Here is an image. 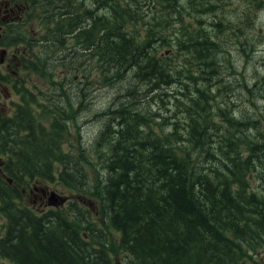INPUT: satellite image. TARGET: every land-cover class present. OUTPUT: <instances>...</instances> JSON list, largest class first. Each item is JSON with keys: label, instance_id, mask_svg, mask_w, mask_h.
<instances>
[{"label": "trees", "instance_id": "16d2710c", "mask_svg": "<svg viewBox=\"0 0 264 264\" xmlns=\"http://www.w3.org/2000/svg\"><path fill=\"white\" fill-rule=\"evenodd\" d=\"M28 1L26 39L16 46L27 47L24 69L39 72L50 89L42 103L16 87L23 104L15 115L0 110V215L10 219L0 263L109 264L104 240L99 256L85 255L80 239L91 230L118 234L114 257L120 248L136 264H263L264 74L247 80L233 70V82L222 78L218 57L228 54L210 28L221 31V24L208 15L225 0ZM247 5L239 25L253 29L250 17L264 2ZM66 69L80 70L90 93L128 74L138 83L124 95L116 91L114 103L96 114L112 119L90 148L78 113L93 97L84 86L76 100L59 79ZM236 87L250 111L232 99L241 96ZM38 184L62 185L94 200L97 210L74 219L19 211L23 194L15 185ZM84 215L86 222L77 219Z\"/></svg>", "mask_w": 264, "mask_h": 264}, {"label": "rangeland", "instance_id": "374dc122", "mask_svg": "<svg viewBox=\"0 0 264 264\" xmlns=\"http://www.w3.org/2000/svg\"><path fill=\"white\" fill-rule=\"evenodd\" d=\"M183 2L185 0H182ZM178 4L182 5L183 3ZM264 2V0H262ZM248 0H225V6L222 10L218 9L215 13H211L208 15V17L215 21L216 24H221V31L217 29L218 27L215 25L211 28V32H214L215 29V38L220 39V43L222 44L223 51H226L228 55L223 57V53L220 57H218V60L224 65L222 68L225 71L231 72V75L223 73V77L226 78V82H233L234 81V75L233 70L236 71V73L245 74L247 80H251L255 76H260V74H264V8L259 12V16L252 15L250 18L254 19V28H249L246 26V24L239 25L240 21H245L246 19H240L241 12L244 10H247V12L250 10L247 6ZM202 5V4H201ZM185 7V5L183 4ZM198 6V5H197ZM180 7V6H179ZM190 10V9H187ZM32 34L36 35L37 30L34 31ZM40 34V31H39ZM255 35V40H252V36ZM248 40L247 45L242 47L243 44ZM255 41V46L257 47L256 50H252L250 48L251 43ZM20 52L22 54H25L27 47L19 48ZM19 52V53H20ZM226 59L229 60L226 62ZM20 61V59H19ZM81 64V63H79ZM78 64V65H79ZM80 66V65H79ZM21 68V67H20ZM227 70V71H226ZM25 71V70H22ZM27 74L25 75L27 84L26 87L31 88L33 86V90H35V86L38 87V92H40V95L38 96L40 102H45L44 99H42V96L44 92L49 91V85L48 81H46L39 72H31L26 71ZM25 73V72H23ZM59 79L63 81L64 86H71L69 91L74 96H76V100L78 99V94L83 93L81 89L84 87L83 91H86V93H89V97H93L91 99V102L93 105L87 106V108L83 107L82 112H80L79 115V121H80V136L85 145L90 148L94 142V139L96 137V134L98 132V129L103 124L106 126L105 118L112 119L110 114H104L102 118H98L96 114L106 112L109 105H112L114 103V97L115 92L119 91L123 95L126 94V88H130V86H136L138 83L132 79V77L128 74L126 77L116 82L114 86L109 88H103L100 85H97L94 90L90 93V89L88 85L84 82V79L81 78L80 70H74V69H66L63 72L60 71ZM81 75V76H80ZM221 76V75H220ZM218 76V77H220ZM237 83L241 80V76H237ZM88 80V79H86ZM215 81H218L219 79L216 77L214 78ZM250 83V81H249ZM229 83H226L228 85ZM234 84V83H233ZM264 86V84H263ZM235 91H240L241 96L238 92L235 93L236 96H232V99L234 100L235 104L239 106L241 109H245L247 111H250L251 105L248 101L247 94L242 92L241 88L236 87ZM88 97V98H89ZM125 100V97H123V101ZM81 101V105L84 106L86 102L84 99L79 100ZM78 102V101H77ZM14 99L12 101H8V99L0 96V109L3 111L4 108L6 111L10 109V106L13 105ZM118 106V103H115L114 107ZM260 110L264 113V104L260 103ZM103 114V113H102ZM104 119V122L102 121ZM76 129V127L73 129V131ZM76 131V130H75ZM77 144V138L72 141ZM75 154H78L77 147H74L72 149ZM88 155H93L96 159V154L92 151H85ZM81 156V155H80ZM98 161V160H97ZM96 161V162H97ZM33 186V185H31ZM39 187H41V184H38ZM43 189L48 192H57L63 197H68L70 199H75V195H72V192L67 190L66 188H63L62 185L59 184H51L50 187H46ZM43 191V190H41ZM40 191V192H41ZM41 194V193H40ZM23 200V207L25 205L30 206V201L27 200L29 197H25ZM58 200V199H57ZM60 201V200H59ZM88 201H94L88 199ZM93 203V202H91ZM1 207V204H0ZM91 209L93 212L97 210V203L91 204ZM5 217H0V238L4 235L5 231ZM85 248V247H84ZM85 255L91 258H94L95 256H99L98 254H94L90 251V249L85 248L84 249ZM113 255V252H112ZM95 259V258H94ZM11 262V260H7L4 262ZM264 264V256L263 259L260 261ZM248 264H257L256 262H249Z\"/></svg>", "mask_w": 264, "mask_h": 264}, {"label": "flooded vegetation", "instance_id": "af4514ba", "mask_svg": "<svg viewBox=\"0 0 264 264\" xmlns=\"http://www.w3.org/2000/svg\"><path fill=\"white\" fill-rule=\"evenodd\" d=\"M31 5L32 4H30L28 0H0V96L8 99V101H12V99H14V103L10 106V109L8 111H6L5 108V111L0 109L5 115H15L17 112V107L23 104L21 101V99L23 98L21 95L19 96V94L16 92V87L19 90H23L24 87L25 89L30 90V93L28 95L29 99L30 97L33 98L34 95L35 99L37 100L38 96L40 95V92H38V87L35 86V90H33V86H31V88L26 87L25 77L18 70V68H20L21 66V61H19V59H22L19 48H21L22 44L18 46H16V44L19 41V37L21 35H24V39H26L27 30L26 28H24L22 31V28L23 26L25 27V25L28 23V20L30 19V16L32 15V13H30V11H32ZM33 26V23H31L29 25L30 29H32ZM34 106L37 107V104H35ZM87 106L88 105L86 104L85 108H87ZM80 112H82L81 109H79L78 114H80ZM0 173H2V176L5 177L1 170V167ZM15 186L16 188H19V190L23 194L18 210L21 212H26L30 210L34 212L36 214V217L38 218H42L44 214H47L49 212L53 214L61 212L70 213L69 216L74 219L75 216L72 214L75 212L80 211L85 214H91L92 212V203L91 201H88L87 198H66L67 200L64 204L58 203L57 205H53L51 204L52 202L49 200L50 192L41 191L42 187H39L38 185H34L30 188H22V186L20 185ZM25 197H29V199L27 200L30 201V206L25 205V207H23V200H26L24 199ZM74 207H76L77 210L71 211ZM0 217H5V231L4 235L0 238L4 239L7 237V233L9 232L10 219L8 215L4 214L0 215ZM85 217L86 215L79 216L77 219L86 222ZM98 226L102 229L104 228V225L101 226V224H99ZM90 233L93 237L94 235H98L99 237H97L96 239L94 238V241L92 240ZM101 240H104V242L106 243V247H109V264H136L135 261L131 259L130 255L125 254V252H120V248L116 254V257L112 255V252H114L113 242L117 244L119 243V235L116 233L113 236L108 231H103V233H100L89 230L84 233L83 238L80 239V242L83 243V246L85 248L90 249V251H93V253L96 254L99 252L101 253V251H104V249L101 247ZM0 264L20 263L9 261L2 262Z\"/></svg>", "mask_w": 264, "mask_h": 264}, {"label": "water", "instance_id": "95a60500", "mask_svg": "<svg viewBox=\"0 0 264 264\" xmlns=\"http://www.w3.org/2000/svg\"><path fill=\"white\" fill-rule=\"evenodd\" d=\"M59 199H60V201H59ZM49 200L52 202L51 204H53V205H55V204L57 205L58 203L63 204L66 201L65 199L61 198L56 192H53L50 194Z\"/></svg>", "mask_w": 264, "mask_h": 264}]
</instances>
